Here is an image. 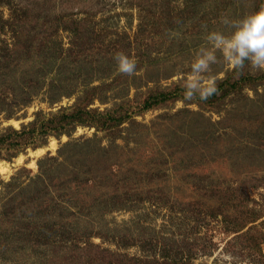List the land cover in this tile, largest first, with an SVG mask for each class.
<instances>
[{
    "label": "rangeland",
    "instance_id": "374dc122",
    "mask_svg": "<svg viewBox=\"0 0 264 264\" xmlns=\"http://www.w3.org/2000/svg\"><path fill=\"white\" fill-rule=\"evenodd\" d=\"M262 4L0 0V264H264V72L183 97L205 31ZM69 106L109 128L43 132Z\"/></svg>",
    "mask_w": 264,
    "mask_h": 264
},
{
    "label": "clouds",
    "instance_id": "9594fccd",
    "mask_svg": "<svg viewBox=\"0 0 264 264\" xmlns=\"http://www.w3.org/2000/svg\"><path fill=\"white\" fill-rule=\"evenodd\" d=\"M222 27L205 31L203 43L194 51L190 71L183 77L185 101H204L218 92V80L223 73L213 71V66L226 65L240 74L247 67L254 72H264V4L257 11L241 18L221 17ZM169 38H179L181 33L169 31ZM118 71L131 76L136 71L137 60L124 52L116 53ZM251 264L247 258L224 253L222 264Z\"/></svg>",
    "mask_w": 264,
    "mask_h": 264
},
{
    "label": "trees",
    "instance_id": "16d2710c",
    "mask_svg": "<svg viewBox=\"0 0 264 264\" xmlns=\"http://www.w3.org/2000/svg\"><path fill=\"white\" fill-rule=\"evenodd\" d=\"M72 44H73V46H70V48L68 49L69 55H71V56H72V52L74 51L75 47L77 46L75 43H72ZM62 84H63V80L60 78L58 80V82L56 83V86H51L49 88V90H47L46 94L53 95L54 93H56V90H58ZM223 84L225 85L226 81ZM218 90H220V89H218ZM223 91H224V89L222 90V92ZM216 94L211 96V98L209 99L210 101H208V103L215 102V100L217 98ZM220 94H221V92H220ZM220 94L218 96H220ZM58 112L59 113L51 116L52 117L51 121H55V119H57L56 120V122L58 124L57 127L44 130L43 132H49L50 134H54V133L60 134V133H62V128H64L65 126L85 125V124L87 126L94 127L97 131H98V129L107 130L109 128V125L107 124L108 121H100L99 122L98 119H96V118L102 119L105 117L104 115L98 113L96 110H88V109L83 108V107L81 108L80 106H77V107L76 106L75 107L69 106L66 108H61ZM110 114H111V112H110ZM124 118H125V116L121 114L119 117L116 118L114 124L115 125L118 124ZM24 130H26V126L21 127V133H24ZM12 132L15 134L18 133L15 130H12ZM52 132H54V133H52ZM0 141H2V140H0Z\"/></svg>",
    "mask_w": 264,
    "mask_h": 264
}]
</instances>
